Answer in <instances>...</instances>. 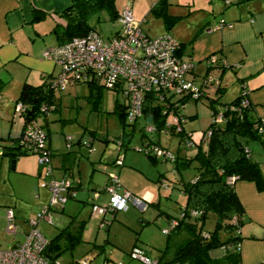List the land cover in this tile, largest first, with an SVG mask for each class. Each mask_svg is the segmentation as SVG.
Segmentation results:
<instances>
[{
    "label": "rangeland",
    "instance_id": "rangeland-1",
    "mask_svg": "<svg viewBox=\"0 0 264 264\" xmlns=\"http://www.w3.org/2000/svg\"><path fill=\"white\" fill-rule=\"evenodd\" d=\"M120 1L116 0V6L120 11L126 3L131 5L134 15L139 18H146L145 26H149L150 34L164 28L162 18L150 11V0ZM186 1L192 2V0H171V5L173 8L177 6V11L183 10L185 12L186 7L176 3ZM201 1L210 2V0ZM147 3L148 7L142 14L138 15L136 10L143 8ZM89 22L104 37L111 35L118 27L115 20L111 21L104 11L93 14L89 18ZM48 37L53 40V43L56 42L55 35L52 34ZM87 93L88 86L85 82L69 84L62 90H55L56 97H61L59 108L49 111L46 118L43 115L38 116V121L44 124L47 120L48 126H45V129H49L53 147H56L58 152L60 150L66 152L68 158L74 160V163L71 164L75 174L74 177H80L84 187L87 188V185L88 187L95 186L94 188L98 190L103 185L108 171H118L116 173L122 182V187H127L130 191L135 192L136 189H143L144 187L140 185L144 183L149 185L152 192L150 191L149 194L144 196L141 195L147 200L146 209L142 210L134 203L129 202L127 208L118 210L112 219V214L107 213L106 218L111 219L112 224L111 222L107 224L108 228L106 229V224L99 226L100 222L97 216L91 215L88 217L90 203L85 202L83 204L80 199L83 197L88 199L87 197L91 194L84 193L80 189L77 197L70 198L63 210L50 209L51 219L49 220L40 215L43 204H46L50 198L49 189L41 185L44 181L43 171L41 170V175L34 176L18 173L15 169H11V160L8 156L2 157L0 153V164L1 160H7L10 167V169L4 171L0 167V248H9L15 243L16 239L25 240L23 231L18 232L17 230L14 237L6 231L5 212L8 208L14 210L19 230L20 228L27 230L31 227L30 221L36 219V227L47 239H50L61 227L66 225L71 215L76 214L77 220L87 219L82 240L75 246L72 253L69 250L64 251L58 258L59 262L63 263L70 259L77 260L85 256L90 258V264H96L101 260L103 254L108 260L114 262L122 261L126 264H139L140 262L132 259L128 253L134 242L146 249L151 255H157L166 244L167 234L162 231V228L167 226L168 219L171 217L167 213L170 215L179 214L184 197L179 188L173 184V180L177 176L175 163L174 160L169 158H157L153 161L144 153L135 149L134 146L141 141L140 132L146 125L143 118L136 120L135 129L130 139L127 140L126 134L122 133L119 116L112 110L116 99L120 102L125 101L122 93L114 94L109 89H103L96 107H92ZM12 101L13 97L11 103ZM182 111L187 115L196 113L193 117H187L186 128L190 130L191 138L198 142L201 140L203 130L212 119L211 107L208 105L207 98L188 100L182 107ZM91 130L96 135H91L89 132ZM130 130L131 125L126 124L125 132ZM122 135L127 147L123 145L119 149L118 141L122 138ZM79 138H81V141L91 140L92 145L90 148L82 144L79 145L76 142ZM159 141L172 154H192L195 150L194 148H187L179 142V135L176 133H163L160 135ZM251 143L259 144V141L250 139L248 141L250 147ZM121 155L124 164L117 170L119 165H114L112 161L116 156ZM196 172V161H192L189 166L182 169V175L185 178H189ZM159 177L164 183H169L168 188L163 187V185L159 187L161 183L158 180ZM90 191H93V189H90ZM100 194V197L94 201L101 202L107 199L104 191ZM137 194L140 195V193ZM214 222L215 214L209 212L205 218L203 228L212 229ZM226 235V232L220 231L222 239ZM169 237L168 256L173 253L179 243L188 237V233L185 229H180L172 232ZM105 241V248L101 253L99 247L94 243L101 244ZM222 253L223 249L221 247L211 250L213 256Z\"/></svg>",
    "mask_w": 264,
    "mask_h": 264
},
{
    "label": "trees",
    "instance_id": "trees-1",
    "mask_svg": "<svg viewBox=\"0 0 264 264\" xmlns=\"http://www.w3.org/2000/svg\"><path fill=\"white\" fill-rule=\"evenodd\" d=\"M228 1L229 0H226V2ZM168 7L169 0H155L150 7V11L154 15L162 18L167 30H169L178 19L177 15L169 13ZM101 11H104L111 21L116 20L121 13L116 6V0H69V3L60 12V16L64 19L65 23H56L53 27L57 39V43L53 45L62 44L73 36L87 33L90 29L96 30L95 26L89 22V18L93 14ZM40 15V13H37L36 17H39ZM182 51L183 48H180L178 53L180 54ZM220 64L221 66H224L223 63ZM58 71L56 73L45 74L44 79L40 83L34 84L27 81L23 82L19 93L14 100V103L17 101L24 103L25 119H36L45 131V147L49 149L51 162L53 151L48 144L49 129H45V126L48 124L46 122L44 124L40 123L38 121V116H46L49 111L57 110L59 108V98L56 97L55 90H62L69 84L79 82H85L87 84V97L91 101L92 107H96L99 103L103 89H109L114 94L122 93L125 101L120 102L116 99L112 110L118 114L122 124V133L126 134L127 140L130 139L135 129L136 120L143 118L146 125L149 123L154 124L156 131L149 134L144 127L140 132L141 141L134 146L135 149L141 151L153 161L157 158H169L174 160L177 176H175L173 184L179 188L184 197L183 202L180 205L179 214L170 215L167 213V215L171 217L168 219L167 226L162 228V231L167 234L166 244L157 255H151L146 249L134 242L132 246H140L150 258V262L138 260L140 262L139 264H241L240 241L243 238V235L241 234V226L243 224L242 215L244 213V207L235 190L234 182L237 179L253 181L258 190H264V175L260 168V164L258 160L252 157L250 148L248 147V141L250 139L259 140L264 147V135H262V132H260L255 126V123L262 117L252 115L251 104L243 107L240 111L229 108L224 109L223 112L225 119L218 122L211 119L208 126L203 130L201 140L197 142L191 138L190 130L185 127L187 117H193L196 113L187 115L182 111V107L188 100H198L204 96L205 90L203 86L205 83L202 82V84H199L203 90L202 95L199 97H178L180 102L178 105V111L180 116L185 119V122H183V128L179 131L167 130L166 132H161L169 115L162 111V105L154 99L152 93H147L145 96V101L142 107L143 114L133 120H128L126 115L128 99L121 88L107 86L105 82L98 77L76 80L69 82L65 87H56L53 85L52 79L56 76ZM3 85L4 81L0 79V89ZM244 94L245 90L242 89L234 99L221 105H219L220 102L218 101V97H208V105L211 107V114L214 113L218 106L222 107L224 105L227 106L228 104L238 103ZM149 114L151 115L150 121L146 119ZM126 124L131 125V130L128 132H125ZM89 132L91 135H96L93 130ZM163 133L178 134L179 142L183 143L187 148H194V152L185 155L173 154L174 156L169 157L166 155H156L151 151L138 149L139 146L146 145L148 142H156L158 145L166 149V147L160 144L159 141L160 135ZM186 135L194 141L192 146H188L184 142ZM20 136L21 133L18 137L13 138V141L10 144H3L1 155L8 156L10 160L11 158H16L19 154L27 153L36 156L34 150H26L19 143ZM76 142L79 145L82 144L88 148L92 145L91 140L81 141V138ZM118 144L119 149H121L120 147L123 145L127 147L123 135L122 138L119 139ZM89 151L91 152L90 149ZM116 157L112 161L113 164L119 166L122 165L123 160L121 164H116ZM192 161H196L197 172L189 178H185L182 175V169L189 166ZM38 165L41 167L40 164ZM70 180L72 183L71 189L74 190V194H72L70 198H76L79 188L72 179ZM158 180L161 182L160 186L163 185V187L168 188L169 183H164L160 177ZM96 191L99 193L100 191H104V186L102 188L100 187L98 190L96 189ZM95 192H93L92 196L88 199H80V202L83 204L85 202L90 203L88 217L92 215L91 207L92 204L96 202L94 200L97 199L94 197ZM65 204L63 207L57 209L63 210ZM116 212L117 211L113 212L111 219ZM209 212L215 214V222L214 227L207 230L204 229L203 226L205 218ZM70 217L71 218L66 225L61 227L50 239H47L43 254L53 261L58 260L61 254L66 250H69L72 253L75 246L82 240L87 219L77 220L76 214H73ZM111 219L106 218V215H104L103 217H100L99 222L105 220L103 225L106 224L107 226ZM180 229H185L188 233V237L179 243L175 247L173 253L168 256L169 236L172 232ZM221 230L227 233L226 237L223 239L220 237ZM105 244L106 241L101 244L94 243V245L99 247V252L101 253L104 251ZM217 247H221L223 253L218 256H213L211 250ZM106 260L108 259L104 255V259L97 264H104V261ZM60 264L80 263L75 259H70L63 263L60 262Z\"/></svg>",
    "mask_w": 264,
    "mask_h": 264
},
{
    "label": "crops",
    "instance_id": "crops-1",
    "mask_svg": "<svg viewBox=\"0 0 264 264\" xmlns=\"http://www.w3.org/2000/svg\"><path fill=\"white\" fill-rule=\"evenodd\" d=\"M154 1L150 0L149 3L152 5ZM68 3L69 0H0V79L4 81L0 89V146L10 144L22 131L23 120L15 111L14 100L23 82L40 83L45 74L59 70L52 59L42 55V51L46 46L57 43V39L53 43L48 36L55 35L53 27L56 23H65L60 12ZM169 4V13L177 15L178 19L169 30L164 26L153 34L149 33V26H145L146 18L132 13L138 20H143L142 27L149 35L167 31L178 40L184 58L194 62L193 69L185 74L187 78L193 79L196 85L202 84L206 74L218 80L217 83L212 80L204 84L203 97L207 101L208 97H218L221 105L234 99L244 89L250 100L252 115L264 117V0H210L209 3L192 0L176 3L186 7L185 12L177 11V6L173 8L171 0ZM123 6L125 8L128 4ZM147 7L148 3L137 9L136 13L142 14ZM37 13L41 15L36 17ZM229 22L231 25L227 24ZM217 24L222 25L216 28ZM211 53L224 58L227 64L221 66L218 62L207 66L205 58ZM58 98L60 103L61 97ZM48 144L53 151V174L72 179L79 190L92 196L96 191L95 186L87 185L86 188L80 177H74L71 167L74 160L69 159L62 150L58 152L50 136ZM250 145L251 155L258 160L264 175V147L260 141L259 144ZM14 165L11 169L18 173L41 175L42 169L34 154H19ZM0 167L3 171L10 169L7 160H1ZM107 181L106 176L101 188ZM140 186L144 188L131 191L136 195L140 193L138 196L150 193L149 185L144 183ZM234 187L244 207L241 264H264V190H258L253 181L243 179H237Z\"/></svg>",
    "mask_w": 264,
    "mask_h": 264
},
{
    "label": "built area",
    "instance_id": "built-area-1",
    "mask_svg": "<svg viewBox=\"0 0 264 264\" xmlns=\"http://www.w3.org/2000/svg\"><path fill=\"white\" fill-rule=\"evenodd\" d=\"M142 21L135 18L130 6H126L115 22L118 27L111 35L104 37L97 30L90 29L87 33L76 35L58 45L46 47L42 54L52 59L59 65V71L52 79L56 87H65L69 82L84 80L86 78L102 79L107 86L119 87L128 99L127 119L133 120L143 114V103L147 93H152L154 99L162 105V111L169 115L161 132L167 130L179 131L183 128L185 119L178 111V97L189 96L197 98L202 95V87L196 85L193 79L187 78L186 73L191 71L194 62L184 58L183 53H178L180 43L169 32L149 35L142 27ZM231 25V23H227ZM222 24H217L219 27ZM206 65L215 63L227 64L224 58L219 59L214 53L206 58ZM214 79L206 74L203 83ZM250 100L246 93L238 103L217 107L212 114L215 122L225 119L223 110L226 108L241 110L248 106ZM15 110L23 120V128L19 143L26 150H34L38 164L41 165L44 181L41 185L50 191V198L43 204L41 216L51 219L50 209L61 208L67 202L74 190L71 180L66 176L53 175V167L49 149L45 147V131L36 119H25V105L21 101L15 103ZM257 129L264 135V117L255 123ZM147 132L154 133V124L145 126ZM184 142L192 146L194 141L187 135ZM138 149L151 151L156 155L174 156L170 151L161 147L156 142L139 146ZM123 156L116 157V164H121ZM107 199L92 204L91 213L103 217L107 213L126 209L128 203H134L141 209L146 208L147 200L130 190L122 188L118 174L108 172V181L104 185ZM99 192L94 193L97 198ZM6 231L12 236L16 234L15 213L12 208L5 212ZM36 219L30 221L31 227L24 230L25 240H15L9 248H0V264H60L58 260H51L43 254L47 238L36 227ZM105 220L99 223L103 225ZM264 238V232L262 234ZM129 256L143 262H150L144 250L134 245L129 250ZM80 264H90L89 257L77 259ZM104 264H124L122 261H104Z\"/></svg>",
    "mask_w": 264,
    "mask_h": 264
},
{
    "label": "water",
    "instance_id": "water-1",
    "mask_svg": "<svg viewBox=\"0 0 264 264\" xmlns=\"http://www.w3.org/2000/svg\"><path fill=\"white\" fill-rule=\"evenodd\" d=\"M146 119L148 121H150L151 120V115L149 114ZM15 161H16V158H11V168H14L15 167V165H14L15 164ZM105 228L107 229V227H105ZM103 259H104V255L102 254L100 261H102Z\"/></svg>",
    "mask_w": 264,
    "mask_h": 264
}]
</instances>
